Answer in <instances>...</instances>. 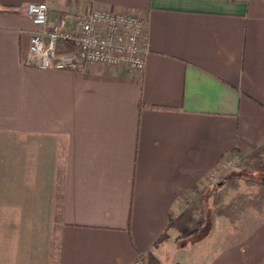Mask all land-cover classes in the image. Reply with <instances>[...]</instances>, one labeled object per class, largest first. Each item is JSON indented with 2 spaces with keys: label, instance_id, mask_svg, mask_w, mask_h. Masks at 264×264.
Listing matches in <instances>:
<instances>
[{
  "label": "crops",
  "instance_id": "1",
  "mask_svg": "<svg viewBox=\"0 0 264 264\" xmlns=\"http://www.w3.org/2000/svg\"><path fill=\"white\" fill-rule=\"evenodd\" d=\"M30 2L146 17L145 69L27 65ZM136 262L264 264V0H0V264Z\"/></svg>",
  "mask_w": 264,
  "mask_h": 264
},
{
  "label": "built area",
  "instance_id": "2",
  "mask_svg": "<svg viewBox=\"0 0 264 264\" xmlns=\"http://www.w3.org/2000/svg\"><path fill=\"white\" fill-rule=\"evenodd\" d=\"M26 13L36 27L29 41L27 65L65 71L79 70L88 63L145 69L150 45L147 19L142 15L94 9L78 15L75 28L69 29L64 23H48L46 2L28 3ZM60 43L70 44L73 49L59 52ZM234 161L235 155L227 156L209 173L208 181H216L221 171L232 167Z\"/></svg>",
  "mask_w": 264,
  "mask_h": 264
},
{
  "label": "rangeland",
  "instance_id": "3",
  "mask_svg": "<svg viewBox=\"0 0 264 264\" xmlns=\"http://www.w3.org/2000/svg\"><path fill=\"white\" fill-rule=\"evenodd\" d=\"M233 166H234V164H233ZM233 166L230 167V168H225L224 170H222V171H221V175L219 176V178H218L216 181H218V180H220V179H223V178L225 177L224 175H225L226 173H228V172H229L230 174L233 173V172H234V167H233ZM222 175H223V176H222ZM221 177H222V178H221ZM216 181H214V182H216ZM214 182H212V183H214ZM195 196H196V195H194L193 197H195ZM193 197H192V198H193ZM231 213L234 214V211L231 210ZM231 220H232V219H231ZM232 222H233V221H232ZM229 224L231 225V222H230ZM7 241H8V239H7Z\"/></svg>",
  "mask_w": 264,
  "mask_h": 264
},
{
  "label": "trees",
  "instance_id": "4",
  "mask_svg": "<svg viewBox=\"0 0 264 264\" xmlns=\"http://www.w3.org/2000/svg\"><path fill=\"white\" fill-rule=\"evenodd\" d=\"M73 49L72 45L70 44H65V43H60L58 46V51H71Z\"/></svg>",
  "mask_w": 264,
  "mask_h": 264
}]
</instances>
